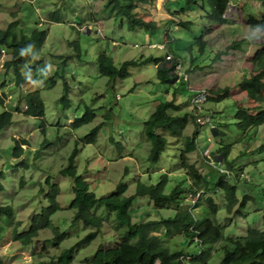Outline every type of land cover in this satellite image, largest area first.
I'll return each mask as SVG.
<instances>
[{"label": "clouds", "instance_id": "clouds-1", "mask_svg": "<svg viewBox=\"0 0 264 264\" xmlns=\"http://www.w3.org/2000/svg\"><path fill=\"white\" fill-rule=\"evenodd\" d=\"M23 2L0 0V37L5 33L15 37L11 45L7 39L0 43V81L11 89L9 98H19L22 108L28 107L25 100L29 96L35 98L49 89H53L55 97L65 95V104L49 101L46 116L34 117L28 122L30 127H34L38 120L43 122V126H51L59 121L63 126V141L42 148L39 155L35 144L26 148L24 159L28 162V168H18L14 179L8 176L9 169L4 168L5 178L0 180V184L7 187L10 179L15 183L23 175L27 181L25 187L32 185L31 194L35 198L28 210L35 207L38 211L39 206L46 207L52 203L47 198L42 199L40 191H50L49 185L43 183L50 172L56 173L53 179L59 184L61 204L78 196L79 182L75 175L78 165L81 180L87 179L91 185L90 191L97 194L96 204H100L101 193L115 188L118 182H124L132 185L125 195L138 193L136 203L143 205L145 201H150V190L155 187L150 183L153 172L157 177H163L172 170L174 175L184 176L186 185L196 192V196L205 193V196L212 197L214 206L220 211L213 212L206 202L204 207L214 224L223 225L226 217H232L234 227L229 232L239 233L240 228L236 226H244L246 221L233 216V213L242 195L250 191L240 180L239 166L258 157L237 156L236 151L228 155V147L225 146L230 147L239 139V129L230 123L233 117L226 108L230 102L217 104L213 101L220 99L225 90L235 99L241 88L246 90L245 81L251 80L253 74L264 73V0H227L229 8L225 12L208 7L209 0H186L183 9L176 0H27L29 11L45 30L42 33L35 31L37 24L32 22V18L19 28L13 23L18 19L16 13ZM49 29L53 34L60 33L59 40L45 41ZM85 29L92 32L85 45L87 55L81 59L75 41ZM254 53L260 57L255 62L250 59ZM106 59L108 65L104 63ZM164 77L169 78L166 83L161 82ZM98 79L106 80L105 89L93 87ZM177 81L179 87L168 93L166 89ZM100 91L104 92V97L99 99L102 108H97L93 97ZM184 92H195L196 96L184 95ZM160 97L170 102L169 106H164L169 120L174 115L170 105H182L188 113V127L183 130V135L168 136L163 155L153 164L148 159L153 154V144L146 132L149 125H152V131H160L155 126L160 116L158 109L162 107ZM4 98L0 94V100ZM259 98L264 101V92L260 93ZM82 104H87V116L81 109ZM112 106L116 108L114 113ZM221 109L224 111L217 114ZM3 110L11 111L6 107ZM92 113H95V117L90 124L80 129L74 127L79 123L76 119L78 115L81 119H87ZM252 116L264 121V112H252ZM239 119L236 118V123H239ZM219 124L229 126L222 129L223 136H213L209 129ZM97 125L98 135L93 134L94 140L92 136L79 139L82 133ZM0 131L3 129L0 128ZM9 131L15 130L9 126ZM194 131L199 133L195 137L192 135ZM35 136L36 133L30 136L21 132L15 139L19 141L23 137L31 140ZM38 139L43 140V136ZM12 140V137H8L3 143L7 146ZM190 140L193 147L189 159L181 166L180 152ZM66 143H69L67 149L64 147ZM71 149L77 153L83 150L84 155L83 158L77 155L76 160L71 162L73 167L65 169L66 161L61 157ZM258 156H264V150ZM120 158H124L128 164L127 173L123 174L117 168L109 174L106 167L109 161ZM4 160H8V157H4ZM58 160L59 164L56 163ZM86 160L98 163L89 169ZM174 165L179 168L178 171ZM0 167L3 165L0 164ZM197 173L206 179L222 176L226 181L238 184L239 191L233 198L226 188L211 189L210 185L195 179ZM243 178L252 179L246 172ZM97 179L102 181L99 189ZM80 199L83 200V196ZM186 200L188 204L196 203L195 197L190 194ZM35 201L40 202L39 206ZM256 206L251 203L248 211L251 212ZM174 211L178 212L179 209ZM188 211L192 219L197 220L200 209L189 208ZM261 211H264V207ZM58 215L68 217L65 227L74 238L79 239V234L87 230L98 234L97 242L110 235V229L116 223L115 220L105 219L108 215L106 207L82 205L72 212ZM27 223L25 220L24 224ZM54 224L55 218L52 224L41 230L40 236L51 239L56 232ZM5 235L0 233V237ZM118 237L119 232L112 236L113 239ZM196 243L204 247L199 240ZM34 245L39 252V244L35 240L17 252V245L9 239L0 246V256L5 258L6 264H30L34 258L28 253ZM13 255L17 260L11 259Z\"/></svg>", "mask_w": 264, "mask_h": 264}, {"label": "trees", "instance_id": "trees-1", "mask_svg": "<svg viewBox=\"0 0 264 264\" xmlns=\"http://www.w3.org/2000/svg\"><path fill=\"white\" fill-rule=\"evenodd\" d=\"M217 12H225L228 7L227 0H209L207 4ZM131 7V5H129ZM138 22V21H137ZM19 28V20L13 21ZM12 25L10 24L9 27ZM37 32H44L45 30L35 29ZM47 36L44 37L46 39ZM7 39L11 45V41L15 40L14 36L9 33H5L3 37H0V43H3ZM76 46L80 49L79 43L75 41ZM250 59L255 60L260 59L257 53L253 54ZM105 65L109 64L106 59L104 61ZM127 63V61H125ZM168 77H164L162 82H167ZM3 82V81H2ZM1 87L5 86V84ZM244 84L247 86L246 90L241 88L246 95L257 102H264L260 100V93L264 89V73L253 74L252 79L245 81ZM0 87V88H1ZM0 94L6 98L8 95L6 92L0 91ZM5 98L0 100V105L4 104ZM229 98L227 90L225 94L218 100L214 102L222 101ZM59 100L65 104L67 98L65 95H61ZM25 103H27V108H22L20 100L18 99L17 107L14 108L15 111L23 113L26 116L31 117H44L45 107L40 93L37 97L33 98L29 96ZM161 108L158 109L160 116L157 117L155 126L160 129L159 132L152 131V125L146 132L149 139L152 141L153 147L151 152L153 153L148 159L150 163H155L159 157L165 151V146L168 143V137L165 133H169V136L182 135L184 128L188 123V113L183 110L182 105H170L174 109V115L172 119L169 120L167 115L164 113V106H169L170 102L167 100L160 101ZM256 113L264 112V109H255ZM85 115H88V109L86 107ZM94 113L88 116L87 119L77 118L79 123L74 126L79 127L85 123L92 121L94 118ZM13 111H1L0 112V128H6L12 123ZM236 118L239 119V123H236ZM264 124V121L256 119L252 116L250 109L246 106L235 104L234 112V122L235 128L239 129L237 133H243L239 139H246L247 131L252 127H258ZM172 125H175L173 127ZM228 124H219L216 128L211 129L213 134L216 133L223 136L224 133L222 129L228 127ZM199 125L197 126V128ZM98 128V126H96ZM96 128L86 136H92L95 139L94 133L96 134ZM179 129V131H178ZM198 134V131L192 133L193 137ZM215 135V136H216ZM249 135V134H247ZM14 149L13 155L15 157H20L23 152V145L27 144V140L21 138L17 141L14 137ZM236 142V141H235ZM251 142H253V137L249 138L245 153L248 154ZM232 145L225 146L228 147V155L231 151ZM193 147V142L190 140L186 145L185 149L182 150L183 154L191 152ZM256 153H260L264 150V141L254 149ZM253 152V153H254ZM76 150L70 154L68 158V164L65 169H70L73 167L72 161L75 160ZM252 153V152H251ZM250 153V154H251ZM254 166L261 164L264 168V157L260 159L259 163L253 161ZM257 169V168H256ZM127 170V168H126ZM245 170L244 166H239L240 180L250 189L248 185L250 180H244L243 173ZM75 175L78 183L79 194L77 197L72 198L69 203L70 209L80 208L82 205L86 207H106L108 208V215L105 217L106 220H115L116 223L112 226L113 231L119 232V237L117 239H111L110 235V245L106 247L99 244L90 259L86 258L88 264H264V228L253 227L247 224L245 227V233L243 235L229 236L225 234V225H220L218 223L214 224V221L209 218L206 213L204 204L212 207L213 212H219L220 209L214 206L212 197L205 196V193H200L196 196V192L186 185L184 180H178L177 182L170 185V179L168 175L163 177H158L156 182H150L155 185L150 190V201H147L151 205V210H155L156 214H159L160 210L168 209L172 211V215L162 216L156 215L155 218L147 216L146 218H140L138 220L132 219V205L136 200V195L138 193H132L130 195H125L128 191V185L124 182H118L115 189L111 190L106 194L100 195V204H96L97 194L90 191V183L84 179L81 180V174H78L75 167ZM2 178V172H0V180ZM195 179L200 180L205 185H210L211 189L215 188H226L229 196L235 198L236 193L239 191V185L226 181L224 177H218L215 179H206L201 174L197 173ZM48 182V180H47ZM3 190V185L0 184V194ZM209 189H206V191ZM59 186L56 183L51 184L50 191L47 193L48 200L52 201L48 206H43L40 212L35 213L29 223V227L22 228L19 231L21 223H16L13 227V240L19 241L21 244H29L32 239H34L40 231L46 228L49 224H52L51 216L59 211L62 207L57 200L59 195ZM142 195V193H139ZM190 194L191 197H195L196 203L186 204L181 207L183 199ZM83 196V200L80 199ZM107 197V199H105ZM249 192L244 193L240 199L239 206L235 208L233 213L234 216L242 214V211L246 209L247 204L253 200ZM146 205V204H145ZM196 210L200 209V214H198L197 220H193L191 213L188 209ZM137 207L134 209L136 211ZM174 209H179V211H174ZM145 214H150L145 212ZM144 214V215H145ZM15 213L13 208L1 201L0 197V219L3 217L7 224H11ZM227 219H231L226 217ZM75 219V217H73ZM111 219V220H110ZM264 221V214L262 215ZM234 227V225L232 224ZM55 235L52 239H57L59 242L68 236V233L60 232L57 226ZM20 228V229H21ZM163 229V231H161ZM114 233V235H115ZM98 236L97 233L89 231L81 239H79L75 244L67 249H64L57 256V264H72L73 253L83 248L85 245L90 243L94 238ZM199 240L204 247H200L196 241ZM225 241L222 246L216 248L215 252L218 253V260L211 259V251L213 250L214 243L218 241ZM56 242H54L55 244ZM195 245V253H186L185 246ZM53 256V255H52ZM0 264H6L2 257L0 256ZM45 264V263H42ZM50 264V262H49Z\"/></svg>", "mask_w": 264, "mask_h": 264}, {"label": "rangeland", "instance_id": "rangeland-1", "mask_svg": "<svg viewBox=\"0 0 264 264\" xmlns=\"http://www.w3.org/2000/svg\"><path fill=\"white\" fill-rule=\"evenodd\" d=\"M176 3L180 6L181 9H183L185 7L186 0H176ZM0 7H2V3H0ZM29 7L30 6L28 5L27 0H24L23 3L19 4V12L16 13L18 15L19 27L21 25L26 24V22L29 20V18H32V22L34 24H37L36 28L42 30L43 28L37 23L36 18L29 11ZM227 7L229 8V5ZM53 15H55V13H53ZM91 32H92L91 29H85L83 32H81L79 34V37L76 40L79 43V47H80L79 50L81 53V59H83L84 56L87 55L88 50L85 47V45L87 44V40H88V37L91 34ZM59 38H60L59 32H56L55 34H53L51 32V29H49L48 35H47L45 41H47L49 39L59 40ZM106 51H107V49H106ZM1 82L2 81H0V87H1ZM58 82L59 81H57V83ZM162 83H166V82H162ZM3 84L4 83L2 82V85ZM93 87L99 88V89H105L107 87L106 80L105 79H98L97 81L94 82ZM178 87H179V81H177L171 87H168L166 89V91L168 93H172L173 89L178 88ZM53 88H54V85H53ZM0 91H2V92L4 91L8 95L5 98L4 104L0 105V112L3 111L4 107L13 111L12 123L9 126H11V128L15 130V131L10 132L9 126H8L6 128H3V131H0V164L3 165V167H0V172H2L1 180L5 178L4 168L9 169L8 176L14 179L16 176V170L18 168L23 167L26 170L29 166L27 160L24 159L26 148H31L35 144L37 155H39L42 148H48L50 145H53L57 142H62L63 141V126L60 124L59 121H57L54 125H51V126H43V122L38 120L37 124L34 127H30L28 122L34 117L26 116L23 113H20V112L14 110V108L17 107V103H18L19 98L17 96H12L11 98H9V92L11 91V89L7 85L1 87ZM61 91H63V89H61ZM129 91H131V87L129 88ZM262 92H264V89L262 90ZM183 94L193 96L195 94V92H184ZM40 97L42 98V100L44 102V107H45L44 117L46 116V109H47V105H48L49 101H51L53 104H55L57 102H61L59 100L61 95L58 97H55L54 93H53V89H49L47 91V93L40 92ZM103 97H104L103 91H100L97 94V96L93 97V101L95 102V106L97 108H102V105L99 104V99H101ZM158 99L160 101L166 100L163 97H160ZM225 101L230 102L228 105H226V108L230 111V113L233 117L232 121H230V123H232V124L234 122L235 104L248 107V109H250L251 113L255 112L256 107L260 108V109H264V102H260V101L257 102V101L250 99L244 91H240V94L236 95L235 99L233 98V95L229 94V98L224 99L222 101H218V102L213 101V103L224 104ZM109 102H110V98H109ZM62 105H63V103H62ZM86 107H87V104L81 105V109L84 111V113L86 111ZM111 110L114 113L116 111L115 106H112ZM223 111H224L223 109L218 110L217 114H220ZM94 117H95V115H94ZM77 118H80V116L78 115L76 117V119ZM91 122L92 121L85 123L79 127H75V126L74 127L76 129L84 128L85 126H87ZM187 127H188V123L184 129H186ZM95 128H96V126L89 128L87 132H84L80 135L79 139L83 140L84 137L87 134H90ZM224 128H226V127H224ZM95 131H96V135H98L97 128ZM209 131L211 132V134L213 136L216 135V133L213 134L211 129H209ZM21 132H25L30 136L33 133H36V136L33 137V139H31V140L26 139L27 144L22 146L24 149L22 154L20 155V157H15L13 155V149L15 146L14 137L20 136ZM165 134H167V137L169 136V133L166 132ZM247 134H249V135H247ZM247 134H245L246 139L248 138V140H249V138L253 137V142H251L250 146H248L252 150L249 151L248 154L245 153V149L247 147L248 140L245 141V140L238 139L236 142H233L234 144L231 147V151H230L229 155H231V153L233 151H236L237 156L250 155V156H257L258 157V158L248 160L246 162V164L243 165L245 167L244 172L248 173V175H250L252 177V179L250 180L248 185L250 186L249 194L252 197H254V199L251 200L247 204L246 209H244L242 211V214L238 215V217H241L246 221L244 226H236V227L240 228L239 233H230L229 232V229L233 228L232 223H231L232 217H229V218H231L230 220L225 218V223H224L225 234L229 235V236H231V235L232 236L233 235H235V236L243 235L245 233V227L247 226V224H250L253 227L264 228V221L262 219V215L264 214V211H261V208L264 207V171H259V169H264V168H262L261 164L255 167L254 163H253V161H257V160L259 163L260 159H262L264 157V156H258L259 153L254 152L255 151L254 149L257 148L264 141V124H262L258 127H252L249 131H247ZM182 135H183V132H182ZM39 136H43V140L38 139ZM237 136L240 137L241 134L237 133ZM8 137H12L13 140H12V143L5 146L3 143V140L7 139ZM21 138H23V137H21ZM69 143H71V142H69ZM69 143H66L64 145V147L66 149L69 147ZM253 145H255V147H253ZM84 148L85 149L87 148V144L84 145ZM73 150H75V149H71L70 151L67 152V154L65 156L61 157V159L66 161L65 167L68 164V158H69L70 154L73 152ZM189 154L190 153L183 154L182 151L180 152L181 166L183 165V163L187 159H189ZM77 155H79L80 157L83 158V155H84L83 150H81L79 153H76L75 160L77 158ZM4 157H8V160H4ZM56 163L59 164L60 161L58 160ZM85 163L88 164L89 169H93L95 167V163H98V161L89 163L86 160ZM106 167L109 170V174H112L113 171L117 168H119L123 174H126L127 170H128V164L124 158H120L119 160H115V161H109V163ZM173 167L176 168L177 171L179 170V168L177 166L174 165ZM126 168H127V170H126ZM76 171L78 174H81L78 165L76 166ZM96 171L98 172L99 169H96ZM145 171H148V169H145ZM55 175H56V173L54 171L50 172L48 175H46L44 177L43 183L49 185V188H50L51 184H53V183H56L59 186L58 182L55 179H53V177ZM167 175L170 179V185H172V183H174V182H177L178 180H184V182H185L184 176L174 175L172 170H169V173ZM28 179H30V177ZM157 179H158V177L156 176L155 172H153L152 178H150V182H156ZM47 180H48V182H47ZM26 183H27V181L25 180V177L23 175H21L19 177V179L16 180L15 183H13L12 180L10 179L7 187L4 184H2L3 190L1 191V194H0L1 201L9 204L13 208L14 213H15L13 220L11 221V224H7L3 217H1V219H0V233H6V235L4 237H0V246L6 244L8 242V240L10 239L15 243V245H17V247H16L17 252H21L22 248L26 247L28 244L27 245L21 244L19 241L13 240L12 236H13L14 225L19 222V223H21V226L18 227L19 231H21L22 228L27 229L29 227L31 217L35 213L40 212L41 208L43 207V206H39V204H40L39 201H35V204L39 206V210L37 211L35 207H32L31 211L28 210L30 205H31V202L34 201L35 198L31 194L32 193V185H28V187H25ZM101 185H102V181L97 179V181H96L97 188L99 189V187H101ZM127 185H128V191H127V193H128L129 189L132 187V185H130V184H127ZM90 187H91V185H90ZM114 189L115 188H110L107 192L101 193L100 195L106 194V193H108ZM40 191H41V198L42 199L47 198L46 195L48 192H43L42 189ZM57 200L59 201V204L61 205L62 208L59 211H57L55 214H53L51 216V219L53 222V219L55 218L54 226H57L59 228L60 232L66 231L68 233V236L59 242L57 239H52L53 237L51 239L47 236L41 237L40 233H39L38 236H36L34 239H32V241L35 240L36 243L39 244V252H37V248L34 245L31 249V252L28 253L29 256H32L34 258V261L30 262V264H42V263L49 264V262H50V264H57V256L64 249H67L70 246H72L73 244H75L79 239H81L84 235H86L89 232L86 230L82 234H79V239L74 238L72 233L68 231V228L65 227V225L68 222V217L66 215H58V213L62 214V213H69V212L73 211L72 209L69 208V203H70L71 199H69L67 201V203L61 204L60 193H59ZM182 203H183V206H185V203L187 204V200L183 199ZM251 203H255L257 206L252 208L251 212H249L248 208H249V205ZM136 207H137V209H136V211H134V209ZM131 212H132V219L138 220L140 218H146L147 216H149L151 218H155L156 215L167 216V215H169L168 213H170L172 211H170L168 209L167 210L163 209V210L159 211V214L158 213L156 214L155 210H153V211L151 210V205L147 201H145L144 204L141 205L139 203H136V200H135L133 205H132V211ZM145 212L150 213V214H145ZM24 213H27V214L24 215ZM22 216H23V218H21ZM25 220L28 221V223L26 225L24 224ZM7 229H11L12 231L10 233L6 232ZM114 233H115V231H113V229L111 227L110 235H114ZM110 235L106 236L105 239L103 241H100V242H97V241H99V236H97L90 243L85 245L83 248L79 249L78 251H74L72 264H88L86 261V258L88 260L90 259V257L92 256V254L94 253L96 248L99 246V244H102V246H104V247H106L107 245H110V242H112V241H110V242L108 241V240H110ZM111 239H112V236H111ZM67 241H71V243H66ZM221 241L214 243V247H212L213 250L211 251V259H213V260H218V253H216L215 250L219 246L223 245V243H221ZM54 242H56V243L54 244ZM0 252H2V247H0ZM185 252L189 253V254L195 253L196 252V246L195 245L185 246ZM2 259L5 262V258L2 257ZM11 259L17 260V257L15 255H13L11 257ZM187 264H196V263L187 262Z\"/></svg>", "mask_w": 264, "mask_h": 264}, {"label": "built area", "instance_id": "built-area-1", "mask_svg": "<svg viewBox=\"0 0 264 264\" xmlns=\"http://www.w3.org/2000/svg\"><path fill=\"white\" fill-rule=\"evenodd\" d=\"M193 96H196V93Z\"/></svg>", "mask_w": 264, "mask_h": 264}]
</instances>
